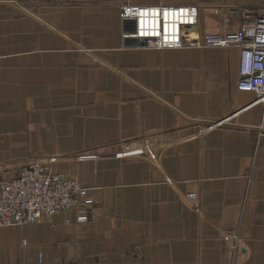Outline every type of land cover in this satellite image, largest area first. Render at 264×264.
<instances>
[{
  "label": "crops",
  "instance_id": "1",
  "mask_svg": "<svg viewBox=\"0 0 264 264\" xmlns=\"http://www.w3.org/2000/svg\"><path fill=\"white\" fill-rule=\"evenodd\" d=\"M122 3L195 4L200 35L261 12L260 0H0V180L53 156L94 198L83 214L0 225V264H264L261 105L211 125L254 97L237 88L239 48L126 44ZM146 135L166 142L159 159L116 155Z\"/></svg>",
  "mask_w": 264,
  "mask_h": 264
},
{
  "label": "built area",
  "instance_id": "2",
  "mask_svg": "<svg viewBox=\"0 0 264 264\" xmlns=\"http://www.w3.org/2000/svg\"><path fill=\"white\" fill-rule=\"evenodd\" d=\"M260 3V14L241 19L234 30L205 32L202 35L196 33L194 36H190V29L197 24L199 15L195 4L122 3L118 8L123 25L121 37L126 42L136 39L142 41V44L158 48L236 45L240 53L237 88L253 92L254 97L244 107L230 110L211 125L231 124L242 109L259 104L262 108L261 118L253 127L263 134L264 0H260ZM172 15L182 16L183 20L173 21L174 26L166 29L165 22L171 21ZM158 137L146 135L136 140L123 141L116 155L124 157L129 152H136L152 156L150 160L155 161L160 158L166 143H161ZM138 154L135 156H140ZM53 161V156L34 157L22 164L12 178L0 180V225L31 223L69 208L83 214L94 203L87 187L78 179L53 171Z\"/></svg>",
  "mask_w": 264,
  "mask_h": 264
},
{
  "label": "rangeland",
  "instance_id": "3",
  "mask_svg": "<svg viewBox=\"0 0 264 264\" xmlns=\"http://www.w3.org/2000/svg\"><path fill=\"white\" fill-rule=\"evenodd\" d=\"M137 4H139V3H137ZM163 4H165V3H163ZM207 46V45H206ZM210 46V45H209ZM218 46V45H217ZM136 144H140V142H137ZM141 145V144H140ZM135 154H138V153H136V152H134ZM133 152H129L126 156H124V157H137V156H135V154H134ZM162 154V153H161ZM138 155H140V156H138V157H141V158H144V159H147V160H149V161H152V160H150V159H152V156H148L147 154H138ZM145 156V157H144ZM147 157V158H146Z\"/></svg>",
  "mask_w": 264,
  "mask_h": 264
},
{
  "label": "water",
  "instance_id": "4",
  "mask_svg": "<svg viewBox=\"0 0 264 264\" xmlns=\"http://www.w3.org/2000/svg\"><path fill=\"white\" fill-rule=\"evenodd\" d=\"M126 44H131V45H142V41H137L136 39H132V40H129L127 41Z\"/></svg>",
  "mask_w": 264,
  "mask_h": 264
},
{
  "label": "bare ground",
  "instance_id": "5",
  "mask_svg": "<svg viewBox=\"0 0 264 264\" xmlns=\"http://www.w3.org/2000/svg\"><path fill=\"white\" fill-rule=\"evenodd\" d=\"M190 30H191V32H190V36H194V35L196 34L195 29H190Z\"/></svg>",
  "mask_w": 264,
  "mask_h": 264
}]
</instances>
